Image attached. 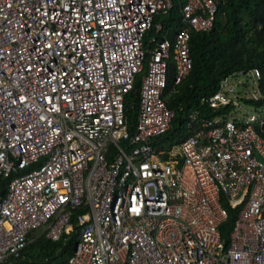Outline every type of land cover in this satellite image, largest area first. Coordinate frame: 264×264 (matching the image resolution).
I'll return each mask as SVG.
<instances>
[{
    "label": "built area",
    "instance_id": "obj_1",
    "mask_svg": "<svg viewBox=\"0 0 264 264\" xmlns=\"http://www.w3.org/2000/svg\"><path fill=\"white\" fill-rule=\"evenodd\" d=\"M223 1V0H221ZM0 0V264L33 231L78 236L62 264H264V94L256 67L223 76L165 147L191 32L217 0ZM140 76L130 130L125 96ZM225 204L237 209L224 248Z\"/></svg>",
    "mask_w": 264,
    "mask_h": 264
},
{
    "label": "trees",
    "instance_id": "obj_2",
    "mask_svg": "<svg viewBox=\"0 0 264 264\" xmlns=\"http://www.w3.org/2000/svg\"><path fill=\"white\" fill-rule=\"evenodd\" d=\"M182 0H171L170 9L155 19L162 23V35L172 36L180 25L179 8ZM191 69L177 85L173 84L174 65L168 64L164 93L171 91L165 104L174 111L169 129L157 137L159 144L169 147L183 137L182 121L185 113L200 108L199 100L214 91L218 81L228 73L248 67L259 70V89L264 94V0H217V10L208 31L191 32L189 38ZM140 76H136L133 88L125 96L124 113L131 130L136 115V98ZM264 101V100H263ZM8 179L0 180L1 192ZM226 209V218L219 226L224 248L228 245V233L236 217L237 209ZM72 211L69 234H62L50 241L43 234L33 231L22 250L20 264H62L72 253L78 236L75 215Z\"/></svg>",
    "mask_w": 264,
    "mask_h": 264
}]
</instances>
